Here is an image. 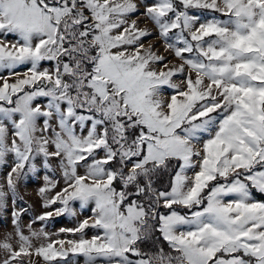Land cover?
Wrapping results in <instances>:
<instances>
[{
  "label": "snow or ice",
  "instance_id": "6c2138e0",
  "mask_svg": "<svg viewBox=\"0 0 264 264\" xmlns=\"http://www.w3.org/2000/svg\"><path fill=\"white\" fill-rule=\"evenodd\" d=\"M0 169V264H264V0H0Z\"/></svg>",
  "mask_w": 264,
  "mask_h": 264
},
{
  "label": "rangeland",
  "instance_id": "374dc122",
  "mask_svg": "<svg viewBox=\"0 0 264 264\" xmlns=\"http://www.w3.org/2000/svg\"><path fill=\"white\" fill-rule=\"evenodd\" d=\"M208 16V15H207ZM207 16H204L207 18ZM132 20H136L137 24L141 28H148L152 31V36L144 38L142 41L144 43L145 48L153 47V49L158 53L162 54L166 57L168 61H171L169 64V67L172 66V64H178L179 61L174 58V55L170 51H165V45L162 42V40L159 38L157 30L152 25L150 21H147L143 16H137L133 15L129 17V22ZM11 39V37H9ZM157 68L160 67V65L156 66ZM23 70V69H21ZM170 93L169 89L164 90L165 96H167ZM7 171V169H0V184L4 183V173ZM43 174L44 171L41 168L40 171L36 174H30L29 177L23 181L20 182L18 185V193L19 196L22 197V200H18L15 207L16 208H25L27 211L23 215V223H24V231L25 235H29L28 225L31 223L32 219L41 215L45 211H51L52 209H46L44 207V200L39 194V189L43 186ZM5 191L7 192V188L5 187ZM11 194L9 193V197ZM13 205L11 204V200L9 199V208H11ZM77 217L72 218L70 216H61V217H53L50 221L47 222L45 225L42 222H37L32 225L33 229L36 231L45 230L52 235V239L57 238H64L62 235L57 236L56 233H59V230L61 228H72L75 227L78 220H82L83 218L90 216L91 212L90 209H86L83 212L79 210V206L77 205ZM3 225H0V241H3L4 237L8 235L9 233L13 232V225L11 223V215L10 212L3 213ZM94 234V230L89 229L88 230V236L89 238ZM45 241L43 238L41 239H33V244L39 245L41 243H44ZM13 245L15 246L16 240L13 238L12 240ZM78 264H84V258L83 257H77Z\"/></svg>",
  "mask_w": 264,
  "mask_h": 264
},
{
  "label": "trees",
  "instance_id": "16d2710c",
  "mask_svg": "<svg viewBox=\"0 0 264 264\" xmlns=\"http://www.w3.org/2000/svg\"><path fill=\"white\" fill-rule=\"evenodd\" d=\"M208 14L207 13H204L203 16H207ZM256 198L257 199H264V195H261L259 193L256 194Z\"/></svg>",
  "mask_w": 264,
  "mask_h": 264
}]
</instances>
